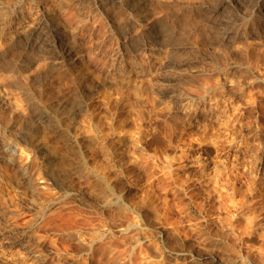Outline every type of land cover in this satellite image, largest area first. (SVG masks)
<instances>
[{
    "label": "rangeland",
    "instance_id": "obj_1",
    "mask_svg": "<svg viewBox=\"0 0 264 264\" xmlns=\"http://www.w3.org/2000/svg\"><path fill=\"white\" fill-rule=\"evenodd\" d=\"M262 163L264 0H0V264H264Z\"/></svg>",
    "mask_w": 264,
    "mask_h": 264
},
{
    "label": "bare ground",
    "instance_id": "obj_2",
    "mask_svg": "<svg viewBox=\"0 0 264 264\" xmlns=\"http://www.w3.org/2000/svg\"><path fill=\"white\" fill-rule=\"evenodd\" d=\"M259 2V1H258ZM227 4V3H226ZM44 20H47V16L44 14L43 16ZM49 21V19H48ZM45 23V22H44ZM51 24V23H50ZM44 25V24H43ZM46 25V24H45ZM48 28V27H47ZM33 29V28H32ZM53 29V28H52ZM51 31V30H50ZM58 31V30H57ZM57 31H55L56 33L53 34L54 37L57 38L58 34ZM152 31V30H151ZM158 33V31H157ZM155 34V33H154ZM160 34V33H159ZM60 35V34H59ZM31 38L34 40L35 44L37 46H41V47H47L49 46V39L51 38V34L49 33V29H46V27L38 25L35 27V29L31 32ZM52 36V37H53ZM29 37V36H28ZM160 37V36H159ZM151 39V38H150ZM160 40V39H159ZM160 42V41H159ZM162 42V41H161ZM164 43V42H163ZM55 44V43H54ZM159 44V43H158ZM53 45V44H52ZM159 46V45H158ZM51 49V48H50ZM68 50V48H67ZM66 50V51H67ZM48 51V50H46ZM60 51V49H59ZM64 51V50H63ZM53 52V51H51ZM55 52V51H54ZM57 52V51H56ZM65 52V51H64ZM75 52V51H74ZM73 53V52H72ZM64 54V53H63ZM66 54V53H65ZM75 54V53H74ZM68 56V55H67ZM71 57V56H70ZM45 116L43 115L42 118H44ZM228 151V150H227ZM236 152V151H235ZM238 153V152H237ZM236 153V154H237ZM237 157V156H236ZM223 163V162H222ZM263 167H264V163H262ZM214 264H219V262H214Z\"/></svg>",
    "mask_w": 264,
    "mask_h": 264
}]
</instances>
